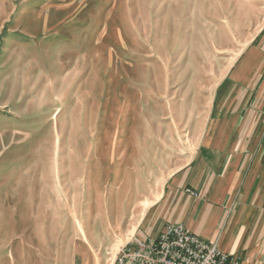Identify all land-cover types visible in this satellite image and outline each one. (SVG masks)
<instances>
[{"label": "rangeland", "instance_id": "obj_1", "mask_svg": "<svg viewBox=\"0 0 264 264\" xmlns=\"http://www.w3.org/2000/svg\"><path fill=\"white\" fill-rule=\"evenodd\" d=\"M263 25L264 0H0V264H116Z\"/></svg>", "mask_w": 264, "mask_h": 264}, {"label": "crops", "instance_id": "obj_2", "mask_svg": "<svg viewBox=\"0 0 264 264\" xmlns=\"http://www.w3.org/2000/svg\"><path fill=\"white\" fill-rule=\"evenodd\" d=\"M153 204L134 239L180 222L240 264H264V25L215 86L194 154Z\"/></svg>", "mask_w": 264, "mask_h": 264}, {"label": "built area", "instance_id": "obj_3", "mask_svg": "<svg viewBox=\"0 0 264 264\" xmlns=\"http://www.w3.org/2000/svg\"><path fill=\"white\" fill-rule=\"evenodd\" d=\"M240 263L238 255L226 253L202 240L180 222L167 223L157 239H134L116 258V264Z\"/></svg>", "mask_w": 264, "mask_h": 264}, {"label": "bare ground", "instance_id": "obj_4", "mask_svg": "<svg viewBox=\"0 0 264 264\" xmlns=\"http://www.w3.org/2000/svg\"><path fill=\"white\" fill-rule=\"evenodd\" d=\"M134 231V230H133ZM79 252V251H78ZM77 252H75V254H76ZM79 254L81 255V256H83L84 257V260L86 261V262H89L90 261V259H89V254L87 253V252H79Z\"/></svg>", "mask_w": 264, "mask_h": 264}]
</instances>
